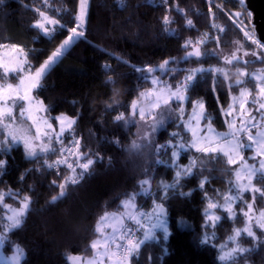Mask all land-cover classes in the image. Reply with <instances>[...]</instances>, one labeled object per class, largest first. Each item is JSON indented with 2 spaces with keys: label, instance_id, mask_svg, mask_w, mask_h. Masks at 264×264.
I'll list each match as a JSON object with an SVG mask.
<instances>
[{
  "label": "trees",
  "instance_id": "obj_1",
  "mask_svg": "<svg viewBox=\"0 0 264 264\" xmlns=\"http://www.w3.org/2000/svg\"><path fill=\"white\" fill-rule=\"evenodd\" d=\"M79 9L80 0H3L0 45L7 47L0 50L12 49V45L22 48L31 72L35 71L69 36ZM40 12L59 22L50 39L34 27L42 19ZM235 13L241 15L236 17ZM166 16L168 23H165ZM241 27L252 34L250 17L238 0H88L84 37L63 50L34 95L43 102L48 117L64 114L75 119L71 134L64 133V143L78 139L80 151L86 153L82 162L87 158L95 162L83 180L68 184L65 195L60 196L59 185L71 171L66 166L57 169L45 165V160L51 164L60 158L61 145L55 140L52 146L56 151L34 159L26 158L22 142L10 153L0 152V159L7 161L0 170L3 173L0 193L17 194L6 196L5 203L18 205L25 196L30 198L22 224L6 234L5 252L11 251V245H19L24 251L21 264H74L72 257H79L81 262L90 258L91 244L99 236L96 228L100 218L105 213L122 212V202L140 191V181L148 180L145 187L150 188V193L141 194L135 200L139 207L137 214L146 213L154 200L163 203L171 235L164 241L162 233L157 232L159 239L146 242L139 255L132 257L131 264H233L220 261L218 246L234 229L244 225L246 204H252L256 212L264 210V197L256 194L253 202L251 192L241 194L242 199L234 205V217L216 209L220 221L215 228H206L204 211L209 202L221 204L232 192L234 169L219 153L205 155L190 149L181 150L178 164L189 165L195 158L194 174L168 189L167 198L162 200L164 185L174 183L176 169L157 163L164 160L170 164L171 149L156 153L155 145L167 144L172 132H178L185 142H190V134L175 119L168 120L156 133L154 144L138 141L139 120L137 112L132 115V104L137 105L141 93L153 87L154 76L176 88L188 70L220 68L223 72L215 74V92L211 73L203 80L197 78L198 83L187 93L189 100L184 103V117L193 111V103L202 102L211 122L219 129H226L222 109L228 107L231 96L238 94L242 86L234 84L237 70L264 65V47L254 44ZM198 41L202 43L197 44ZM197 46L204 55L199 60H184L186 53ZM233 55L241 61L224 62L225 57ZM166 60L170 61L168 67L177 71L162 73L158 66ZM147 68L156 71L151 74L137 71ZM16 80L13 74L3 79L0 70L1 83H16ZM243 86L252 92L256 90L248 76ZM172 106L177 105L173 102ZM120 114L124 119L117 121ZM171 139L176 142V138ZM201 180H205L202 190ZM253 184L264 189V179L259 175L254 177ZM53 197L58 199L53 201ZM3 214L0 204L1 232L5 228ZM181 220L185 222L184 227L179 224ZM149 225L147 217L144 226ZM252 230L259 241L241 236V246L251 251L238 256L235 264H264V229ZM206 232L214 233V238L202 244L200 241ZM136 236L142 238L143 230H137Z\"/></svg>",
  "mask_w": 264,
  "mask_h": 264
},
{
  "label": "snow or ice",
  "instance_id": "obj_2",
  "mask_svg": "<svg viewBox=\"0 0 264 264\" xmlns=\"http://www.w3.org/2000/svg\"><path fill=\"white\" fill-rule=\"evenodd\" d=\"M3 0H0L2 3ZM238 3L242 8L247 11V15L249 17L252 16L251 10L247 9L246 0H238ZM88 10V0H80V12L77 15L76 25L72 27L69 31V36L63 41V43L54 51L44 63L35 70L34 73L31 72V65L29 64L26 56L24 59H17L15 63L0 61V69L3 72V79L7 80L10 74L16 75L19 73H23L25 71V65H28L27 75L19 76V84L13 85L11 83H6V85L0 86V131H2L4 138L0 140V152H11L12 148L16 146L18 143H23L26 158L34 159L38 157V155L46 154L48 152H54L56 149L52 146V136L54 135L55 141L57 144L61 145L60 158H58L53 163L49 164L47 160L44 161L45 165L48 168H59L60 166H66L70 171L71 175L65 178V182L59 185L60 188V196L65 195L66 187L68 184H78L81 180H83L85 174L89 173L91 166L94 164V160L91 158H87L85 162L84 158L86 153H82L80 151V141L78 139L73 138L66 145L64 143V133L68 131L71 134L72 125L75 121H71L65 127V119L61 117H55L54 119L60 122L59 132H56L53 129L52 124L48 122L47 119H42L35 115V112H44L45 108L43 106V102H36L32 93L35 89L40 87L41 79L46 74L47 70L57 61L59 57L62 56L63 50L69 47L72 43L84 37L83 26L86 22ZM37 11H39L37 9ZM236 17H239L241 13H235ZM40 16L42 17L41 21H37L34 25L35 28L40 30L45 37L49 39L52 37L55 28L46 27L48 25H58L59 22L46 16L44 12H40ZM165 23H168V17L165 18ZM191 21H188V24L191 25ZM64 27V26H61ZM241 30L244 31L243 27ZM252 31H255V26L253 25ZM244 35L252 39L254 44L259 45V41L251 36L249 31H244ZM202 43V41H198L197 44ZM0 47H7V45H0ZM12 50L14 52L23 53L24 50L22 48H18L16 45H12ZM185 48L188 47V44L184 45ZM215 54V53H213ZM247 55V53H245ZM204 54L201 52L200 48L194 47L192 51L186 53L183 57L184 60H189L195 58L199 60ZM253 55H256L253 53ZM237 57L233 55L231 58L225 57L224 62L231 64L233 60H236ZM170 61L166 60L162 64H160L159 70L162 73H174L177 71L175 68H169ZM106 68L108 66H105ZM137 71H146L151 74L156 71L153 68L147 69H137ZM223 72V69L220 68H194L188 70V74L185 76L184 80L176 86L175 90H172V86L170 84H166L160 80L159 77H152L151 83L153 85L160 84L162 85L159 88V92L157 95V103L153 105L154 109H160L161 111L155 113L148 117L151 119V124L149 125V130L145 133L144 139L149 142V144H154V134L157 132L158 128L163 126L165 123V114L167 116H172L175 114L176 119L180 120L184 125L192 133V140L190 142H185L183 137L180 136L178 132L170 133L171 138H176V142L173 143L170 138L167 144H156L155 151L156 153H160L162 150L167 152L168 149H171V163L168 164L167 161L157 160V163H165L168 167L175 168V177L174 183L169 185H164L165 195L161 197V199L167 198V191L170 188H175L180 184L182 178L191 177L194 172L193 170L197 167V160L193 158L189 165L181 166L178 164V159L181 155V150L187 152L190 149H195L196 152L204 153L205 155L212 153H220L222 156L227 157V163L229 165H234L239 161H243V167L247 170L248 173V184L247 185H238L239 192L235 195H230L225 197L226 203L224 205H218L216 203L209 202L207 205V209L205 210V227L215 228L218 221H220L221 217L215 214H208L209 209H215L217 207H222L230 217H233L235 213L233 212L232 202H235L237 199H242L239 195L240 192L245 190L250 191L252 193V200L255 202L256 194H259L261 197H264V189L256 187L252 184V179L260 176V178L264 179V132L257 133V136L252 135V128L257 127L256 124L252 123L256 120V116L253 115V109L246 107L248 100L247 97L251 96V93L247 91V89H242L240 96L244 97L245 100L240 104L241 112L249 117L247 121H241V127H235V121L233 120L228 124L230 133L225 135H231V139H225L224 143L216 142L215 130L211 126V120H208L207 125L201 127L200 121L202 119H208L204 115V104L202 102L193 103V112L189 116V120L185 122L184 120V103L189 100L187 93L191 90L197 83V78L200 80L205 78V75L208 73L212 74V90L216 91L215 81H216V73ZM225 79H227V74L225 73ZM246 75V73L241 72V76ZM257 80L260 77H256ZM114 83V82H112ZM237 84L243 83V81L238 80ZM232 87V85H229ZM258 93L254 101L252 102L255 105V112L259 113L262 118H264V83L257 84ZM149 94H152L151 92ZM145 95V93H141V96ZM235 99V98H234ZM162 101V103H161ZM175 101L176 108H171V102ZM19 102V114L21 117H27L28 120L32 121V127L35 128V134L30 135L28 130L23 128L20 125H16V116L14 115V111ZM136 102L132 104V115L136 114ZM231 105L229 108L231 109ZM222 111H224L222 109ZM234 111V109H233ZM226 116L232 115V111L225 112ZM139 117L141 120H145V113L143 109H140ZM123 114H120L116 117L117 121L123 120ZM192 119H196V128H192L191 121ZM227 123V121H226ZM43 124V127H42ZM15 125V126H14ZM199 132H203L204 135H199ZM240 133H244L246 136L247 143L243 138H241ZM212 134V135H210ZM259 137V138H257ZM223 139V137H220ZM39 149V151H38ZM245 150H253L254 154L249 156L248 159L253 161L257 160V157H260L257 165L251 164L249 165L245 160L243 152ZM74 158V160H73ZM7 164V161L4 159H0V170H3ZM77 168L80 169L77 172ZM2 171H0V175H2ZM237 179L240 178V172L236 173ZM23 177H21L22 179ZM55 183V181H53ZM205 180H201L199 187L202 190L204 188ZM149 184L148 180L140 181L139 192H133L129 195L128 199L122 202V207L124 209H132L133 211L126 212L121 217L118 218L120 227H115L112 224L106 223L109 215L115 217V214L105 213L104 216L100 218V222H98L96 231L100 233L101 238L93 241L91 244V248L95 252V256L92 259H87L81 262L79 257H72L71 259L74 261V264H105V258H107L108 264H131V259L133 256L139 255L140 249L146 242L151 240H157L159 237L157 236V232L162 233V238L164 241H167L169 236L171 235L168 226L167 220V212L163 203H156L153 201V209L150 213H141L140 218H137L135 214L136 197L144 194L148 195L150 193V188L145 187ZM16 196L15 193H0V202L3 201L4 196ZM181 195H191V193H181ZM58 199V197H53V201ZM21 207L19 209L13 210L12 215L8 217L10 221L9 225L5 229V234L0 235V247L4 245L7 240L6 233L11 231L12 229L18 228L22 224V218L24 217L26 211L29 208L30 198L25 196L20 201ZM247 211L243 212V215L248 218L249 225L244 229H237L235 232V236L239 237L241 233H245L247 237L252 238L253 241H259L256 233L252 230L251 220L252 217L249 216V213L253 211V205L248 203L246 204ZM5 208L10 207L9 205H5ZM124 216H126L128 221L135 223L141 230H143L142 238H138L135 234L134 229L128 227L125 224ZM144 216L152 217V221L150 225L145 228L143 219ZM261 219L258 221L259 227L264 229V211L260 214ZM181 227L185 226V222L183 220L179 221ZM106 228H111V233L105 232ZM214 238V233L209 234L205 233L200 243L206 244L209 243ZM225 246L221 245L223 249ZM101 249H103L101 251ZM164 254H167V247L163 249ZM251 249L243 248L239 244L236 247L231 248L229 251L224 252L219 256L220 261H232L235 264L238 256L250 252ZM23 249H21L18 245L16 246V255H14L11 259L14 261V264H20V260L23 257ZM151 259V257H149Z\"/></svg>",
  "mask_w": 264,
  "mask_h": 264
},
{
  "label": "rangeland",
  "instance_id": "obj_3",
  "mask_svg": "<svg viewBox=\"0 0 264 264\" xmlns=\"http://www.w3.org/2000/svg\"><path fill=\"white\" fill-rule=\"evenodd\" d=\"M79 12H80V9H79ZM78 12V14H79ZM42 19H40L39 21H41ZM55 26L57 25H48L46 24V27H49V28H54ZM40 31V30H39ZM41 32V31H40ZM42 34V32H41ZM25 53H19V52H14L11 48H7V49H2L0 50V61H7V62H12V63H15L17 59H24L25 58ZM247 57H249L248 55H246ZM27 58V57H26ZM252 58V57H251ZM25 67V71L23 73H19V74H16L15 76H17V82L15 83H11L13 84L14 86L15 85H18L19 84V76L20 75H27L28 72L26 70V65L24 66ZM2 71V69H0ZM35 71H33L32 73H34ZM241 72H244L246 73V75L244 76H241ZM248 78L250 80H253L254 81V84H255V87H256V90L254 92H252L250 89L246 88L245 86H243V83H241V88H240V91L238 94L236 95H233L231 96V99H230V103L228 105V107L223 111V114H224V119H225V123L227 125V128L226 129H219L217 128L212 122H211V126L212 128L215 130V134H218L216 135V142L218 143H221L223 144L224 143V140L225 139H231V135H225V134H229L230 133V129H229V126L228 124L231 123L233 120L235 121V127L238 129L241 127V121L244 120V121H247V119H249V117H246L242 112H241V108H240V104L244 102L245 98L244 97H241L240 96V93H241V90L242 89H247L248 92L251 93V96H248L247 97V100H248V103L246 105V107L248 108H252L253 109V115L256 116V120L253 121L252 123L256 124L257 127L255 128H252V135L253 136H257V133H261V132H264V118H262L260 116L259 113H256L254 108H255V105L252 103L254 101V99L256 98L257 96V93H258V88H257V84L258 83H264V65L263 66H260V67H257L255 69H248L245 67L244 68H239L237 70V77L236 79H234V84H237L236 82L238 80L240 81H243L245 80V78ZM256 77H260L259 80L256 79ZM3 85H6V83H1L0 82V86H3ZM162 85L160 84H157V85H153L152 88L150 89H147L145 91H143V93H145V95L143 96H139V99H138V102H137V107H136V112H137V115H138V124H137V131H136V136H137V140L140 141V142H148L147 140L144 139V135L145 133L149 130V125L151 124V119H148V117H150L151 115L155 114V113H158L160 112L161 110L160 109H154L153 108V105L155 103H157V95L156 93L159 92V88L161 87ZM172 90H175V88H172ZM152 93V94H149V93ZM34 99L36 102H40L41 100H39L35 95H34V91L32 93ZM235 98V99H234ZM175 102V101H173ZM171 102V108L172 109H175L176 106H172V103ZM20 103H23V102H19L16 106V109L14 111V115H17L16 116V125H20L22 126L23 128L27 129L28 130V133L30 135H34L35 134V128L32 127V121L31 120H28L27 117H21L20 114H19V107H20ZM162 103V101H161ZM232 106L231 109L229 108V106ZM44 106V104H43ZM45 108V106H44ZM140 109H143L144 110V113H145V117L146 119L145 120H141L140 117H139V112H140ZM234 109V111H233ZM228 111H232V115L230 116H226L225 115V112H228ZM193 112V111H192ZM192 112L188 115L187 114V117H184V120L185 122H187L189 120V116L192 114ZM35 115L42 118V119H47L49 123L52 124V127L53 129L56 130V132H59V129L61 127L60 125V122L56 119H54L55 117H61V118H66L65 119V127H67V124L71 121H75V119L71 118V117H68L67 115H64V114H59V115H56L55 117L53 118H50L48 117L47 113H46V108H45V111L44 112H35ZM204 115L208 118V119H202L200 121V126L203 127L205 125H207L208 123V120L210 119L206 114H205V109H204ZM176 117H175V114H173L172 116H167V114H165V123L163 124V126L159 127L157 132L165 127L166 123L168 120H175ZM179 122H181L179 120ZM74 125V124H73ZM72 125V127H73ZM15 126V125H14ZM184 126V125H183ZM192 128H196V119H192L191 121V125H190ZM42 127H43V124H42ZM188 130V129H187ZM156 132V133H157ZM189 134H190V141L192 140V133L188 130ZM156 133L154 134V139H155V136H156ZM199 135H204L203 132H199L198 133ZM212 135V134H210ZM181 136V135H180ZM240 136L241 138H243L245 140V142L247 143V140H246V136L244 135V133H240ZM2 137L3 136V133L2 131H0V140H2ZM220 137H223V139H221ZM259 138V137H257ZM55 140V137L54 135L52 136V141ZM195 151V149H192ZM217 154V153H216ZM220 154V153H219ZM254 152L253 150H245L243 152V155L245 157V160L247 161V163L249 165L251 164H256L257 167H258V162H259V159L260 157H257V160L253 161L251 159H248L249 156L253 155ZM227 158V157H226ZM237 160L238 162L233 166V169H234V174H233V180H232V192H229V194L227 196H230V195H235L239 192V188H238V185H247L248 184V173H247V170L243 167V161H239V158L237 157ZM237 172H240V178L237 179V176H236V173ZM254 179V178H253ZM253 179H252V184H253ZM254 185V184H253ZM245 192H250V191H243V192H240L239 195L241 196V194L245 193ZM2 193H7L6 191H2ZM9 193V192H8ZM8 196V195H5L4 196V199L5 197ZM0 202V204L3 205V208H4V214H3V219H4V223H5V228H4V231L1 232L0 231V235H3L5 234V229L7 228V226L9 225L10 221L8 220V217L12 215V212L13 210H16V209H19L21 207V204H20V201H19V204L18 205H12V204H8V203H5V201ZM238 201V199L235 201V202H232V208H233V212H234V205L235 203ZM226 203V201L224 200V202H222L221 204H218V205H224ZM5 205H9L10 207L8 208H5L4 206ZM153 204L149 207V209L147 210L146 213H150L153 209ZM29 209V208H28ZM216 209H221L223 211H225L222 207H217L215 209H209L208 210V214H215V215H218L216 213ZM28 211V210H27ZM26 211V213H27ZM131 209H124L122 212L120 213H111V214H115V216L117 218L121 217L123 214H125L126 212H130ZM139 211V207L137 206L136 208V211H135V214L138 216L137 212ZM264 211V210H261L259 212H256V211H252L251 213H249V216L252 217V220H251V227L254 229L255 227L256 228H260L259 227V223L258 221L261 219L260 217V214L261 212ZM205 212V211H204ZM226 212V211H225ZM25 213V215H26ZM227 213V212H226ZM24 215V217H25ZM227 215L229 216V214L227 213ZM110 217H108V220L106 221V223L108 224H112L114 225V219L115 217L114 216H111L109 215ZM219 216V215H218ZM235 216V215H234ZM233 216V217H234ZM24 217L22 218V221L24 219ZM148 217V220H149V223H151L152 221V217L150 216H147ZM249 225V220L247 217H245V223L242 227L240 228H237V229H244L246 226ZM237 229H234L233 233L229 236V238L222 244H220L218 246V249H219V256L222 255L224 252H227L229 251L231 248H234L237 246V244H239L241 246V243L239 241V238L241 236H246L245 233H241V235L239 237H236L235 236V232ZM8 233V232H7ZM6 233V234H7ZM101 236L99 235V237L96 239H100ZM94 240V241H96ZM5 244V243H4ZM221 245H224L225 247L222 249L221 248ZM4 246V245H3ZM3 246L0 247V264H14V261L11 259L14 255H16V246L17 244H13L11 245V251L9 252H5V250L3 249ZM19 246V245H18ZM20 247V246H19ZM242 247V246H241ZM21 248V247H20ZM244 248V247H243ZM22 249V248H21ZM103 249H101L102 251ZM24 253V251H23ZM95 256V252L93 250V254L90 258H86L85 260L87 259H92L93 257ZM24 258V255L23 257L21 258L20 260V264L22 262ZM224 262H227V261H224ZM105 264H106V261H105ZM248 264V263H246Z\"/></svg>",
  "mask_w": 264,
  "mask_h": 264
},
{
  "label": "water",
  "instance_id": "obj_4",
  "mask_svg": "<svg viewBox=\"0 0 264 264\" xmlns=\"http://www.w3.org/2000/svg\"><path fill=\"white\" fill-rule=\"evenodd\" d=\"M247 9L251 10L250 24L255 26V36L259 44L264 47V0H246ZM237 57L233 62H240ZM232 62V63H233Z\"/></svg>",
  "mask_w": 264,
  "mask_h": 264
},
{
  "label": "built area",
  "instance_id": "obj_5",
  "mask_svg": "<svg viewBox=\"0 0 264 264\" xmlns=\"http://www.w3.org/2000/svg\"><path fill=\"white\" fill-rule=\"evenodd\" d=\"M250 28H251V32H252L251 36L256 39L254 31H252L253 28H252L251 24H250ZM137 218H140V215ZM143 223H144V225L147 224V216H144ZM126 224L128 227H131L132 229H134L135 234H136L137 230L140 229L135 223H133L131 221H128V223H126Z\"/></svg>",
  "mask_w": 264,
  "mask_h": 264
},
{
  "label": "crops",
  "instance_id": "obj_6",
  "mask_svg": "<svg viewBox=\"0 0 264 264\" xmlns=\"http://www.w3.org/2000/svg\"><path fill=\"white\" fill-rule=\"evenodd\" d=\"M137 208V207H136ZM131 211H133L132 209H131ZM135 211H136V209H135ZM108 214H111V213H108ZM112 216V215H111ZM110 217V216H109ZM127 218H126V216H124V221L126 220ZM100 222V221H99ZM126 222V221H125ZM114 226L115 227H120V225H119V220H118V218L115 216V219H114ZM111 231H112V229L111 228H106L105 229V232H107V233H111ZM99 235H100V233H99ZM99 237V236H98ZM105 261H106V264H108V261H107V258H105Z\"/></svg>",
  "mask_w": 264,
  "mask_h": 264
}]
</instances>
